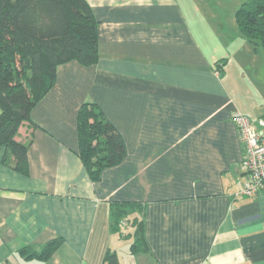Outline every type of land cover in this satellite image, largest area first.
I'll return each mask as SVG.
<instances>
[{
    "label": "crops",
    "instance_id": "0c3cea01",
    "mask_svg": "<svg viewBox=\"0 0 264 264\" xmlns=\"http://www.w3.org/2000/svg\"><path fill=\"white\" fill-rule=\"evenodd\" d=\"M86 1L98 61L59 64L18 127L27 174L3 164L0 148V264H107L106 252L119 264H264V190L235 195L243 150L230 118L264 115V81L248 60L258 51L232 16H204L203 0ZM84 101L125 145L96 180L76 152ZM133 218L145 241L136 253ZM58 238L45 259L19 254Z\"/></svg>",
    "mask_w": 264,
    "mask_h": 264
},
{
    "label": "trees",
    "instance_id": "16d2710c",
    "mask_svg": "<svg viewBox=\"0 0 264 264\" xmlns=\"http://www.w3.org/2000/svg\"><path fill=\"white\" fill-rule=\"evenodd\" d=\"M237 30L253 51L264 47V0H242L234 12ZM70 60L88 66L98 61V21L86 0H0V148L2 163L28 172V144L16 139L18 127L56 81V68ZM220 71V67L217 68ZM77 154L91 180L125 155L120 133L98 105L84 101L77 111ZM133 213V204L129 203ZM114 209V227L121 215ZM135 218V217H134ZM130 220L131 252L143 251L141 220ZM54 239L39 251L24 246L19 254L45 259L60 244ZM107 264H119L106 252Z\"/></svg>",
    "mask_w": 264,
    "mask_h": 264
},
{
    "label": "built area",
    "instance_id": "2783aa9c",
    "mask_svg": "<svg viewBox=\"0 0 264 264\" xmlns=\"http://www.w3.org/2000/svg\"><path fill=\"white\" fill-rule=\"evenodd\" d=\"M230 118L243 150L242 176L236 181L238 190L235 195L254 196L264 190V115L251 119L235 111Z\"/></svg>",
    "mask_w": 264,
    "mask_h": 264
},
{
    "label": "rangeland",
    "instance_id": "374dc122",
    "mask_svg": "<svg viewBox=\"0 0 264 264\" xmlns=\"http://www.w3.org/2000/svg\"><path fill=\"white\" fill-rule=\"evenodd\" d=\"M203 1L204 4H207L205 10H208L207 12L208 14L205 13L204 16H213L214 15L213 12L216 13L220 12L222 14H226L227 16H232L235 23L233 9L235 12L236 8L238 7V5L242 0H203ZM233 19H231L232 21H230L229 23L233 22ZM244 42L249 43L248 41H244ZM251 58L249 57L248 59L249 65H252L254 67L257 66V69L260 71L259 79L264 81V47H260L258 53H252ZM250 72L251 70L247 69V74H250ZM262 88L264 89V84L262 85ZM260 94L261 96H264L263 93Z\"/></svg>",
    "mask_w": 264,
    "mask_h": 264
}]
</instances>
